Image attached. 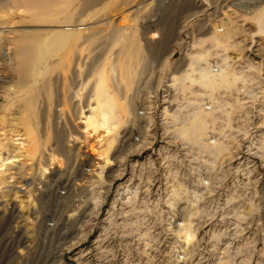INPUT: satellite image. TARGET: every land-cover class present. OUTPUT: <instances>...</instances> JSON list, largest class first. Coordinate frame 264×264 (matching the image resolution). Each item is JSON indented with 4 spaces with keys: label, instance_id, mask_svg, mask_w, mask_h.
Listing matches in <instances>:
<instances>
[{
    "label": "rangeland",
    "instance_id": "rangeland-1",
    "mask_svg": "<svg viewBox=\"0 0 264 264\" xmlns=\"http://www.w3.org/2000/svg\"><path fill=\"white\" fill-rule=\"evenodd\" d=\"M0 264H264V0H0Z\"/></svg>",
    "mask_w": 264,
    "mask_h": 264
},
{
    "label": "built area",
    "instance_id": "built-area-1",
    "mask_svg": "<svg viewBox=\"0 0 264 264\" xmlns=\"http://www.w3.org/2000/svg\"><path fill=\"white\" fill-rule=\"evenodd\" d=\"M235 67H239L238 68V73L240 76H244V72L243 71V68L244 66L242 64H237L235 63L233 60L231 61ZM215 63H217L218 66H214L212 68V70L214 72H219V69H220V65H223V63H219V62H213L212 64L214 65ZM247 78H249V76H246L243 78V80H246ZM261 93H263L262 91L260 90H253L251 88H247L246 87V84L242 85L240 88L234 90L233 92V97L232 98H236V99H233V100H236L238 101V98L239 97H242V98H254V101H255V96H260ZM224 92L222 93L221 91L220 92H217L214 94V96H200L199 98V102L197 103L199 105V107L203 110H206V111H215V112H218V111H221L222 107L225 105V103L227 104L228 102L227 101H224L223 96ZM263 96V95H262ZM155 95H152V98H154ZM166 99H164L165 101ZM235 101V102H236ZM253 101V103H254ZM151 103H146V104H142L141 107L137 110V117H138V122H137V125H138V130L136 131V134L134 135L133 137V142L137 143L138 145H141L143 142H144V138H142V136L144 137L145 135L142 134L141 132V129L143 127L146 128L145 125L142 124V119L143 118H146L145 120H143V122H146L147 123H150V119H155V107H154V104L152 102H154L153 100L150 101ZM225 102V103H224ZM251 99L250 101H248L247 99H244V100H241V103H242V106L243 107H249L251 108V106H253V104H251ZM230 103V102H229ZM167 108V107H166ZM149 121V122H148ZM153 123V122H152ZM215 138H213L212 140H214ZM211 140V141H212Z\"/></svg>",
    "mask_w": 264,
    "mask_h": 264
},
{
    "label": "bare ground",
    "instance_id": "bare-ground-1",
    "mask_svg": "<svg viewBox=\"0 0 264 264\" xmlns=\"http://www.w3.org/2000/svg\"><path fill=\"white\" fill-rule=\"evenodd\" d=\"M253 8V7H252ZM94 42V41H93ZM130 47V46H129ZM159 48V47H158ZM214 66H218L217 65V63H215L214 65L213 64H211L210 65V70L213 72V73H218V72H214L213 70H212V68L214 67ZM221 66V65H220ZM220 70H221V67H220V69H219V72H220ZM99 78H98V83H97V86H96V96H95V100H96V102H97V104H96V107H97V105H99V107H100V111H101V116H102V124H106L107 123V121H108V119H109V114H110V111L111 110H113V105H112V103H108L107 104V101H105L104 102V99H103V96L105 95V94H107L108 93V90H109V85H108V81H107V72H106V70L103 68V70L99 73ZM87 84H85V86H86ZM109 94V93H108ZM97 109L98 108H95V112L97 111ZM83 110V109H82ZM97 116V113H94V116L93 117H95L94 119V122L96 121V123H95V126L97 127L98 126V124H100L99 123V121H98V116ZM91 120V119H90ZM90 122V121H89ZM98 122V123H97ZM135 144H137V143H135ZM138 145V144H137Z\"/></svg>",
    "mask_w": 264,
    "mask_h": 264
}]
</instances>
